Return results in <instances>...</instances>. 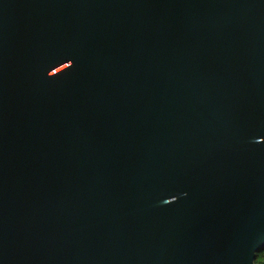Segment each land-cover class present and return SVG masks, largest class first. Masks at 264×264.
Here are the masks:
<instances>
[{"label":"water","instance_id":"obj_1","mask_svg":"<svg viewBox=\"0 0 264 264\" xmlns=\"http://www.w3.org/2000/svg\"><path fill=\"white\" fill-rule=\"evenodd\" d=\"M264 0H0V264H257Z\"/></svg>","mask_w":264,"mask_h":264},{"label":"trees","instance_id":"obj_2","mask_svg":"<svg viewBox=\"0 0 264 264\" xmlns=\"http://www.w3.org/2000/svg\"><path fill=\"white\" fill-rule=\"evenodd\" d=\"M256 263L257 264H264V249L258 254Z\"/></svg>","mask_w":264,"mask_h":264}]
</instances>
